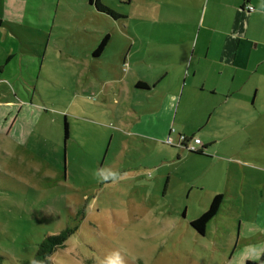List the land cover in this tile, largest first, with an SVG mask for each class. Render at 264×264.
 I'll return each instance as SVG.
<instances>
[{"label": "rangeland", "instance_id": "rangeland-1", "mask_svg": "<svg viewBox=\"0 0 264 264\" xmlns=\"http://www.w3.org/2000/svg\"><path fill=\"white\" fill-rule=\"evenodd\" d=\"M108 2L116 12L127 5ZM73 5L64 0L59 14H74ZM126 8L132 12L134 3ZM76 14L111 36L95 67L77 75L62 56L26 71L17 46L13 67L1 76L0 100L5 94L27 103L36 120L24 145L0 137V264H22L46 235L67 228L73 233L52 255L53 264H245L239 257L258 247L248 240L251 223L258 224L252 204L238 212L224 200L205 233H198L190 222L209 208L215 182L203 169L207 160L186 152L193 157L165 161L167 147L181 149L129 135L133 123L122 121L123 105L99 90L124 73L103 68L119 60L125 28L129 38L151 27L140 30L133 19L114 21L81 8ZM81 29L76 33L86 34ZM183 108L176 132L195 126Z\"/></svg>", "mask_w": 264, "mask_h": 264}, {"label": "crops", "instance_id": "crops-1", "mask_svg": "<svg viewBox=\"0 0 264 264\" xmlns=\"http://www.w3.org/2000/svg\"><path fill=\"white\" fill-rule=\"evenodd\" d=\"M63 1L0 0V83L13 67L17 46L22 48L19 66L26 71L37 65L42 69L52 57L65 56L80 75L103 58L110 34L97 31L91 21L79 19L76 13L81 8L92 16L108 18L111 16L100 12L96 2L114 9L110 2L69 0L74 14H59ZM119 3L129 7L134 3V9L127 12V5L119 6L120 16L112 17L114 21L130 18L140 30L151 27V32L128 38L125 28L121 42L126 45L118 52L119 60L103 68L109 74L118 69L124 73L119 80L105 81L108 83L100 92L104 98L121 102L122 121L133 123L129 135L146 137L164 147L168 138L177 142L180 134L200 138L206 149L197 157L207 160L203 169L214 178L212 199L221 194L223 202L235 203L232 208L238 212L249 210L252 204L258 224L251 223L254 230L248 240L258 247L239 258L246 261L259 252L264 256V0ZM76 27L86 34L76 33ZM106 35L105 49L95 55ZM64 42L71 49H64ZM116 81L118 85L113 84ZM140 82L147 88L138 87ZM2 97L0 137L28 143L36 120L30 106L5 94ZM182 104L183 112L194 117L195 126L191 131L176 132L174 123ZM167 148L170 158L164 160L172 164L193 157L183 149Z\"/></svg>", "mask_w": 264, "mask_h": 264}, {"label": "trees", "instance_id": "trees-1", "mask_svg": "<svg viewBox=\"0 0 264 264\" xmlns=\"http://www.w3.org/2000/svg\"><path fill=\"white\" fill-rule=\"evenodd\" d=\"M90 1L92 2V0ZM96 7L100 12L105 13L113 18H117L120 16L116 11H114L113 9H111L110 7H108L107 5L101 2H96ZM108 40H109V35H106L102 39L100 44L97 46L96 50L94 51L95 55L101 53L105 49L108 43ZM137 86L141 88H147L146 85L141 82L138 83ZM67 134H68L67 129H65L66 137H67ZM182 135H185V134H182ZM185 136L197 137L196 135H192V136L185 135ZM178 141L177 142L173 141L174 144H170L168 142L167 143L171 146L178 147L180 149H183L195 155L205 154L206 146H203V144L201 145L199 150L190 151V150H187L185 147L178 146L177 145ZM222 202H223V196L221 194L215 195L209 205V208L205 212H203V214H201L199 217L195 218L194 220L190 222L191 226L198 233L204 234L207 224L218 214ZM72 233H73V230L67 228L57 234L46 235L41 240V242L38 244L34 256L31 259H27L23 261L22 264H53L52 255L58 248L65 246L67 239L71 236ZM245 264H264V256H261L260 259H248L245 261Z\"/></svg>", "mask_w": 264, "mask_h": 264}, {"label": "built area", "instance_id": "built-area-1", "mask_svg": "<svg viewBox=\"0 0 264 264\" xmlns=\"http://www.w3.org/2000/svg\"><path fill=\"white\" fill-rule=\"evenodd\" d=\"M249 10H253L252 6H248ZM167 142L170 144H174L172 138H168ZM180 147H185L187 150L190 151H197L202 145V141L198 137H187L185 135H179V141L177 143Z\"/></svg>", "mask_w": 264, "mask_h": 264}]
</instances>
